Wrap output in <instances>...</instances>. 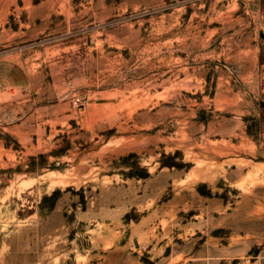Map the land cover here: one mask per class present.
Wrapping results in <instances>:
<instances>
[{
	"label": "rangeland",
	"instance_id": "rangeland-1",
	"mask_svg": "<svg viewBox=\"0 0 264 264\" xmlns=\"http://www.w3.org/2000/svg\"><path fill=\"white\" fill-rule=\"evenodd\" d=\"M0 264H264V0H0Z\"/></svg>",
	"mask_w": 264,
	"mask_h": 264
}]
</instances>
